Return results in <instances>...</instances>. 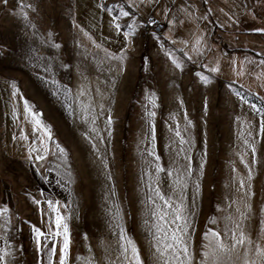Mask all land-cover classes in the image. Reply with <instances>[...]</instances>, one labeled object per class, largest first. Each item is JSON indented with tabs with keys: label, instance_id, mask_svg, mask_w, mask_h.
I'll return each mask as SVG.
<instances>
[{
	"label": "rangeland",
	"instance_id": "374dc122",
	"mask_svg": "<svg viewBox=\"0 0 264 264\" xmlns=\"http://www.w3.org/2000/svg\"><path fill=\"white\" fill-rule=\"evenodd\" d=\"M262 126L264 0H0V264H59L48 201L67 264H131L121 229L158 264L157 193L183 209L192 264L209 230L264 246Z\"/></svg>",
	"mask_w": 264,
	"mask_h": 264
},
{
	"label": "snow or ice",
	"instance_id": "6c2138e0",
	"mask_svg": "<svg viewBox=\"0 0 264 264\" xmlns=\"http://www.w3.org/2000/svg\"><path fill=\"white\" fill-rule=\"evenodd\" d=\"M122 15L127 16L128 13L123 12ZM119 27L120 26L117 24V28ZM177 66L179 67V65ZM151 115H154V113H151ZM36 123L39 124L40 121L36 120ZM262 129H264V126H262ZM176 135L180 136L179 131L176 132ZM181 140H183L182 137ZM37 158L43 159L44 157L40 156ZM157 170L162 171V169L159 168ZM241 183L243 184V182ZM157 195L163 201V204L152 213L156 217L157 223L154 225L156 229L153 233L154 242L150 243H152V246L155 248V257L158 264H160V262H162V264H192L189 244L185 238L188 234L187 229L189 225L183 215V209L174 207L170 201L164 199L159 193H157ZM47 203L48 207L54 213L49 223V234H51L53 238V243L56 242V237L61 238L62 249L59 264H67L71 245L67 223L68 218L61 214L60 207L53 201H48ZM153 204H155V201H153ZM166 209H173V211L168 212ZM0 215H3V213H0ZM180 221L183 223H178ZM212 223H215V221L213 220ZM33 231L35 232L37 246L44 247L48 241V235L39 228L34 227ZM120 239L126 241L127 245L130 246L131 264H144L138 247L130 237L125 235L123 229H121ZM204 239L208 241V244L204 245V247L206 249H211V251L205 252V258H202V264H230L231 258L229 257L228 260H225L222 254L235 252L238 248L244 251V264H264V246H256L255 242L242 230L240 231L239 237L233 232L230 243L225 242L220 232L211 230L205 233ZM121 247L125 260H129V247L124 244H121ZM54 253V247L49 249L50 261L51 254ZM250 256H254V258H249ZM3 260L4 255H0V262Z\"/></svg>",
	"mask_w": 264,
	"mask_h": 264
},
{
	"label": "built area",
	"instance_id": "2783aa9c",
	"mask_svg": "<svg viewBox=\"0 0 264 264\" xmlns=\"http://www.w3.org/2000/svg\"><path fill=\"white\" fill-rule=\"evenodd\" d=\"M144 26H145V34H156L160 35L163 31L164 28L161 24L158 22L153 21L152 19L148 18L147 20L144 21Z\"/></svg>",
	"mask_w": 264,
	"mask_h": 264
},
{
	"label": "trees",
	"instance_id": "16d2710c",
	"mask_svg": "<svg viewBox=\"0 0 264 264\" xmlns=\"http://www.w3.org/2000/svg\"><path fill=\"white\" fill-rule=\"evenodd\" d=\"M123 6L126 9V11L131 12V10L127 6H125V5H123Z\"/></svg>",
	"mask_w": 264,
	"mask_h": 264
},
{
	"label": "crops",
	"instance_id": "0c3cea01",
	"mask_svg": "<svg viewBox=\"0 0 264 264\" xmlns=\"http://www.w3.org/2000/svg\"><path fill=\"white\" fill-rule=\"evenodd\" d=\"M129 13H132L133 14V12H129Z\"/></svg>",
	"mask_w": 264,
	"mask_h": 264
}]
</instances>
